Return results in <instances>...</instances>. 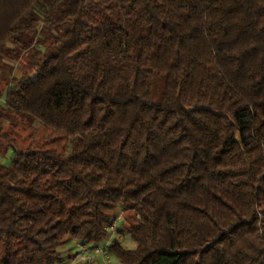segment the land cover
Wrapping results in <instances>:
<instances>
[{"label": "trees", "instance_id": "16d2710c", "mask_svg": "<svg viewBox=\"0 0 264 264\" xmlns=\"http://www.w3.org/2000/svg\"><path fill=\"white\" fill-rule=\"evenodd\" d=\"M22 43L0 91V264H64L117 209L120 264H264V0H0V56ZM16 116L68 149L17 148Z\"/></svg>", "mask_w": 264, "mask_h": 264}, {"label": "rangeland", "instance_id": "374dc122", "mask_svg": "<svg viewBox=\"0 0 264 264\" xmlns=\"http://www.w3.org/2000/svg\"><path fill=\"white\" fill-rule=\"evenodd\" d=\"M35 31L31 32L29 34V38L31 35L34 34ZM23 42L27 43L29 42V39H27V36H23L22 40ZM24 43L20 44L19 46H14V51H10L13 46L8 47L6 56H0V91L4 88L6 82H8L12 75L20 76L21 73H23L26 69L27 62L30 61V58L34 54L35 50L31 46V48L27 51H21L20 46H22ZM46 46H48L47 43H45ZM34 46V45H33ZM46 46L40 45L44 51H46ZM38 48V47H37ZM21 52V53H18ZM54 50L53 48H49L47 53H45V57L43 60H50V64H55L54 58ZM48 60V61H49ZM1 102L4 104V95L0 98ZM2 107L0 106V112ZM8 120H4L2 129L3 131H10L12 132V135L16 137V141L14 145L17 148L26 149L28 147L33 146H48V147H55L59 151H66L68 149V138L64 134L57 133L52 128L43 125L38 120H32L28 118L27 116L21 117L16 116L14 121H12V124H9ZM8 146L7 143L4 141L0 142V167L8 165L10 163V160L12 158L13 152L11 147ZM120 210L117 209L115 211L114 215L120 214ZM127 216V217H126ZM125 216L124 213H122V217L127 218V222L124 223L121 230V237L120 240L122 241V245L126 249H134L135 243L131 239L129 233H128V226L132 223V215L130 213H127ZM121 224H119L120 226ZM109 235V234H108ZM116 236L107 237L101 245H109L112 239H114ZM73 243V242H72ZM71 245V243H69ZM73 246V245H72ZM76 252V249H75ZM110 264H120L119 261L114 257L110 256Z\"/></svg>", "mask_w": 264, "mask_h": 264}, {"label": "built area", "instance_id": "2783aa9c", "mask_svg": "<svg viewBox=\"0 0 264 264\" xmlns=\"http://www.w3.org/2000/svg\"><path fill=\"white\" fill-rule=\"evenodd\" d=\"M123 220L122 213L113 217L110 224L105 228L109 233V237H121L119 233V224ZM109 251L108 245L95 244L88 242L76 241V252L73 254L70 264H93L99 259L108 261Z\"/></svg>", "mask_w": 264, "mask_h": 264}, {"label": "crops", "instance_id": "0c3cea01", "mask_svg": "<svg viewBox=\"0 0 264 264\" xmlns=\"http://www.w3.org/2000/svg\"><path fill=\"white\" fill-rule=\"evenodd\" d=\"M2 105H3V103L1 102V99H0V106L2 107ZM120 212L123 213L121 210H120ZM124 214L126 216L127 213H124ZM126 217H124L123 220L120 222V224H121L119 226V232L120 233H121V230H122V226L124 225L125 222H127V218ZM69 243H71V245ZM75 249H76V241L75 240H68L59 248V252L63 256H70V259L68 261H66L64 264H70V260H71V258L73 256V254L75 253ZM110 256L111 255L109 254V257ZM109 257H108V261L107 262L105 260H103V259H99L93 264H110L111 261H110Z\"/></svg>", "mask_w": 264, "mask_h": 264}]
</instances>
